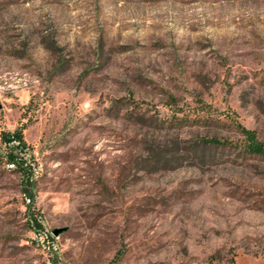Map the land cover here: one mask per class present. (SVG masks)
Listing matches in <instances>:
<instances>
[{
	"label": "rangeland",
	"instance_id": "1",
	"mask_svg": "<svg viewBox=\"0 0 264 264\" xmlns=\"http://www.w3.org/2000/svg\"><path fill=\"white\" fill-rule=\"evenodd\" d=\"M236 123L264 140V0H0V264H264Z\"/></svg>",
	"mask_w": 264,
	"mask_h": 264
},
{
	"label": "trees",
	"instance_id": "2",
	"mask_svg": "<svg viewBox=\"0 0 264 264\" xmlns=\"http://www.w3.org/2000/svg\"><path fill=\"white\" fill-rule=\"evenodd\" d=\"M236 128L241 137L238 140V144L242 151L248 155L264 157V140L258 137L257 132L239 123H236ZM1 139L7 146L5 153L7 162L20 172L24 191L29 193L31 197V171L28 167L27 143L24 139L23 131L21 129L4 131L1 133ZM33 222L37 228L41 226L37 219H34Z\"/></svg>",
	"mask_w": 264,
	"mask_h": 264
},
{
	"label": "water",
	"instance_id": "3",
	"mask_svg": "<svg viewBox=\"0 0 264 264\" xmlns=\"http://www.w3.org/2000/svg\"><path fill=\"white\" fill-rule=\"evenodd\" d=\"M66 227H62V228H56L53 230V234L54 235H59L61 232L65 231Z\"/></svg>",
	"mask_w": 264,
	"mask_h": 264
},
{
	"label": "built area",
	"instance_id": "4",
	"mask_svg": "<svg viewBox=\"0 0 264 264\" xmlns=\"http://www.w3.org/2000/svg\"><path fill=\"white\" fill-rule=\"evenodd\" d=\"M13 166V165H12ZM31 201V198H27V202H30Z\"/></svg>",
	"mask_w": 264,
	"mask_h": 264
}]
</instances>
